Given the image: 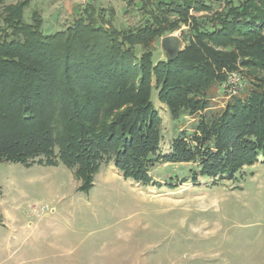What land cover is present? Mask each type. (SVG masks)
Returning <instances> with one entry per match:
<instances>
[{
	"label": "trees",
	"instance_id": "16d2710c",
	"mask_svg": "<svg viewBox=\"0 0 264 264\" xmlns=\"http://www.w3.org/2000/svg\"><path fill=\"white\" fill-rule=\"evenodd\" d=\"M29 4L7 5L1 16L0 163L61 165L84 194L108 163L145 187L161 186L151 176L158 165L187 166L184 176L162 181L171 190L200 180L233 181L244 168L264 165V0L228 4L216 13L212 31L188 16L190 9H207L200 1L155 0L151 22L124 31L88 4L69 29L52 35L42 33L40 12L25 21ZM181 24L191 34L187 45L174 62L154 65L152 42ZM235 70H245L242 91L208 111ZM153 81L173 120H193L164 156Z\"/></svg>",
	"mask_w": 264,
	"mask_h": 264
},
{
	"label": "rangeland",
	"instance_id": "374dc122",
	"mask_svg": "<svg viewBox=\"0 0 264 264\" xmlns=\"http://www.w3.org/2000/svg\"><path fill=\"white\" fill-rule=\"evenodd\" d=\"M1 1L0 28L3 8L24 0ZM28 1L24 19L30 23L40 12L44 35L65 32L88 4L120 31L143 27L157 14L155 0ZM194 1L207 9H190L188 16L197 18L200 30L212 31L217 14L242 0ZM168 35L181 40V49L191 38L183 24ZM159 42H152L154 65L165 61ZM133 52L139 57L141 46ZM244 71L234 72L243 78ZM157 94L153 81L151 102L162 129L158 151L164 156L182 130L190 132L193 120H173ZM214 94L208 111L230 99L221 85ZM187 169L158 165L151 176L161 186L145 187L124 180L112 163L102 164L84 194L61 165L0 163V264H264V165L244 168L233 181L200 180L173 190L163 185Z\"/></svg>",
	"mask_w": 264,
	"mask_h": 264
},
{
	"label": "water",
	"instance_id": "95a60500",
	"mask_svg": "<svg viewBox=\"0 0 264 264\" xmlns=\"http://www.w3.org/2000/svg\"><path fill=\"white\" fill-rule=\"evenodd\" d=\"M181 43V40L174 35H168L160 39L159 46L166 62H174L177 59L182 51Z\"/></svg>",
	"mask_w": 264,
	"mask_h": 264
},
{
	"label": "built area",
	"instance_id": "2783aa9c",
	"mask_svg": "<svg viewBox=\"0 0 264 264\" xmlns=\"http://www.w3.org/2000/svg\"><path fill=\"white\" fill-rule=\"evenodd\" d=\"M243 86V78L236 72H230L226 74L221 90L225 91L228 97H233L242 91Z\"/></svg>",
	"mask_w": 264,
	"mask_h": 264
},
{
	"label": "bare ground",
	"instance_id": "6f19581e",
	"mask_svg": "<svg viewBox=\"0 0 264 264\" xmlns=\"http://www.w3.org/2000/svg\"><path fill=\"white\" fill-rule=\"evenodd\" d=\"M18 233V232H17Z\"/></svg>",
	"mask_w": 264,
	"mask_h": 264
}]
</instances>
